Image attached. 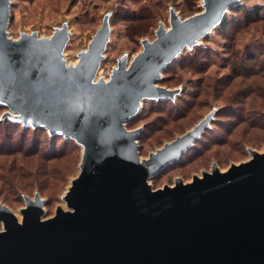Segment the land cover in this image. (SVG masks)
I'll list each match as a JSON object with an SVG mask.
<instances>
[{
  "label": "water",
  "instance_id": "water-1",
  "mask_svg": "<svg viewBox=\"0 0 264 264\" xmlns=\"http://www.w3.org/2000/svg\"><path fill=\"white\" fill-rule=\"evenodd\" d=\"M237 0H205L203 12L157 31L129 67L93 84L107 26L65 71L60 61L67 31L37 40L7 36L11 0H0V105L5 116L46 128L84 145L81 176L43 219L44 200L26 198L20 222L0 202V264H264V153L214 166L192 182L153 189L149 179L207 125L193 129L141 160L138 130L125 123L144 96L172 95L156 85L167 64L223 19Z\"/></svg>",
  "mask_w": 264,
  "mask_h": 264
},
{
  "label": "rangeland",
  "instance_id": "rangeland-1",
  "mask_svg": "<svg viewBox=\"0 0 264 264\" xmlns=\"http://www.w3.org/2000/svg\"><path fill=\"white\" fill-rule=\"evenodd\" d=\"M237 3L246 9L260 7V15L247 18L245 12L231 10L234 4L229 7L223 19L186 45L157 79L156 85L172 95L144 96L125 123L128 130H138L139 155L145 160L209 118L196 140L149 179L153 189L174 186L178 180L192 182L195 176L212 172L214 166L227 172L234 164L252 160L253 151L264 153V94L248 93L247 87L254 80L264 86V0ZM204 9L205 0H11L7 36L15 41L23 34L35 35L40 41L65 29L67 40L60 61L68 72L107 26L108 37L92 83L108 86L122 60L129 67L144 51V41L153 42L160 27H171L172 12L183 20ZM224 19L228 20L225 27ZM255 71L259 73L250 76ZM237 72L244 75L235 77ZM9 112H1L0 119ZM13 137L6 141L15 149L14 156H0V163L13 166L16 157L34 158L41 164L45 184L10 196L3 192L0 202L20 222L27 197L38 195L44 200L43 219L59 207L71 209L64 196L81 176L84 145L74 140V147L63 146L62 138L50 142L44 134L35 148L30 145V133L21 136L17 130ZM22 138L24 149L37 150L34 156L16 152ZM6 149L0 144V151ZM3 227L0 221V230Z\"/></svg>",
  "mask_w": 264,
  "mask_h": 264
},
{
  "label": "trees",
  "instance_id": "trees-1",
  "mask_svg": "<svg viewBox=\"0 0 264 264\" xmlns=\"http://www.w3.org/2000/svg\"><path fill=\"white\" fill-rule=\"evenodd\" d=\"M231 10L233 12H245L244 16L247 18L258 17L260 15V7H254V8H245L242 4H234L231 7ZM260 18V17H259ZM222 25L225 27V25H228V20L224 19ZM237 65V63H235ZM243 65V64H238ZM259 73L258 71H255L254 73H250V76L256 75ZM244 75V73H236L234 76H241ZM249 77V75H248ZM258 81L254 80L252 83L247 85L249 88L248 93H255L264 94V86ZM264 97V95H263ZM7 110L6 107L0 105V113L5 112ZM19 130V133L21 136L31 134L32 135V144L31 147H38L40 144L39 138L44 136V134L47 135L49 141L51 142L54 139H60L62 138L63 146H70L74 147V140L72 138L64 137L60 134H52L50 133L46 128L37 126V125H30V124H24L20 123L18 121L12 120L8 118L7 116H4L0 119V144L1 146L7 147L6 151H0V156H14V148L12 145H10L6 140L14 138L15 131ZM54 137V138H53ZM25 139L22 138L21 140V146L16 152H20L22 154H27V156H34L37 152V150H33L28 152V149H24V141ZM76 142V141H75ZM29 153V154H28ZM53 158H57V155L52 156ZM29 158V157H28ZM14 164L13 166L11 164L7 163H0V195L2 196L3 192H6L7 195L16 194L19 191H25L28 189H33L36 184H38L39 187L45 184V181L41 179V164L37 163V160L27 159L26 161L23 159H18V157L12 159Z\"/></svg>",
  "mask_w": 264,
  "mask_h": 264
}]
</instances>
